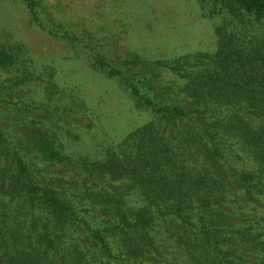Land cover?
Here are the masks:
<instances>
[{"label": "trees", "instance_id": "obj_1", "mask_svg": "<svg viewBox=\"0 0 264 264\" xmlns=\"http://www.w3.org/2000/svg\"><path fill=\"white\" fill-rule=\"evenodd\" d=\"M20 1L59 37L39 0ZM212 1L234 13L215 52L122 66L94 55L153 118L83 161L100 179L86 210L40 184L0 131V264H264V0ZM15 61L0 47L1 67ZM34 141L45 159H66L47 134Z\"/></svg>", "mask_w": 264, "mask_h": 264}, {"label": "rangeland", "instance_id": "obj_2", "mask_svg": "<svg viewBox=\"0 0 264 264\" xmlns=\"http://www.w3.org/2000/svg\"><path fill=\"white\" fill-rule=\"evenodd\" d=\"M39 1L42 22L49 29L62 24L52 29L59 37L44 30L22 1L0 0V47L16 57L13 65L0 66V131L7 144L28 154L40 184L84 211L100 179L83 161L103 159L106 148L153 118L119 77L95 67L94 55L122 66L132 55L156 60L215 52L217 27L234 13L212 0ZM67 30L80 39H62ZM40 132L61 147L63 162L35 149Z\"/></svg>", "mask_w": 264, "mask_h": 264}]
</instances>
